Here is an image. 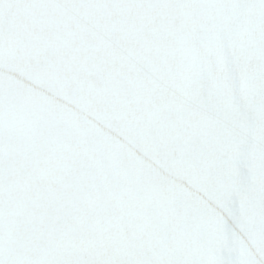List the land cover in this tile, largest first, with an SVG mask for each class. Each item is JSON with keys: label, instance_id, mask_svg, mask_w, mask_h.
<instances>
[{"label": "snow or ice", "instance_id": "6c2138e0", "mask_svg": "<svg viewBox=\"0 0 264 264\" xmlns=\"http://www.w3.org/2000/svg\"><path fill=\"white\" fill-rule=\"evenodd\" d=\"M232 0H0V54L6 37L13 30L17 35H22L23 28L20 20L29 11H34L40 7L62 5L66 3L89 4L95 6H127V5H205L230 3ZM36 47L42 48L51 56L54 64L59 63L70 79L69 94L80 99L86 107L91 103L105 108L118 107L124 112L127 119L131 120L137 113V106L142 105L151 109L148 103V90L152 87V82L145 78L143 83L139 79L125 78L120 73L108 67L106 59L93 55L89 50L70 46L63 39L45 40L40 39L33 42ZM99 77V79H97ZM78 119V117H70ZM5 123V102L2 92H0V177H2V148L4 138ZM35 135L37 138H44L46 133L41 130ZM41 148L46 150L53 163L62 165L65 159H69L72 165L77 168L87 166L92 175L81 177L78 173L75 176L79 183L82 179H88L99 184L102 174L98 171L99 165L94 164L86 157L85 163L81 162L79 152L66 153L65 157L59 154L62 147H57V142L48 140L47 144H42ZM4 190L0 183V264H89L76 256L70 257H25L18 261L6 259L4 254ZM253 259L250 264H264V255L255 250L252 251ZM224 264H231L225 261Z\"/></svg>", "mask_w": 264, "mask_h": 264}]
</instances>
